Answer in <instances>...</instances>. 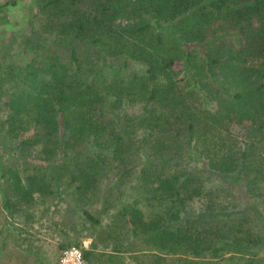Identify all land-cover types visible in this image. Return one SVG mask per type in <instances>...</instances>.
<instances>
[{"label":"trees","instance_id":"16d2710c","mask_svg":"<svg viewBox=\"0 0 264 264\" xmlns=\"http://www.w3.org/2000/svg\"><path fill=\"white\" fill-rule=\"evenodd\" d=\"M30 11L0 45V258L45 231L86 264H264V0Z\"/></svg>","mask_w":264,"mask_h":264},{"label":"rangeland","instance_id":"374dc122","mask_svg":"<svg viewBox=\"0 0 264 264\" xmlns=\"http://www.w3.org/2000/svg\"><path fill=\"white\" fill-rule=\"evenodd\" d=\"M8 1L13 0H0V4H5ZM32 0H18L16 6H10L4 12H2V19L4 17L8 18V24L0 25V45L5 46L8 44L13 38H17V40H23L25 37L30 36V32L32 31V27L29 25V17L31 14ZM19 40V41H20ZM93 211L97 213V208L94 207ZM55 220H62L59 215L54 216ZM67 220V219H66ZM80 229V226H78ZM42 235L40 239H42L39 244L36 246L34 252L35 257L26 258L24 254H16L6 250L5 254H3L0 258V264H59V256L61 250L58 247V243L60 240V236H50L41 232ZM55 235V234H54ZM70 237L72 235L70 234ZM92 243V240L88 239L83 242V246L89 248ZM10 249L13 251L12 246ZM15 251V250H14ZM101 252H98L97 255L100 256ZM24 255V256H22ZM126 264H130L129 260L126 261Z\"/></svg>","mask_w":264,"mask_h":264},{"label":"built area","instance_id":"2783aa9c","mask_svg":"<svg viewBox=\"0 0 264 264\" xmlns=\"http://www.w3.org/2000/svg\"><path fill=\"white\" fill-rule=\"evenodd\" d=\"M60 264H86L83 251L75 246L64 249L60 254Z\"/></svg>","mask_w":264,"mask_h":264}]
</instances>
